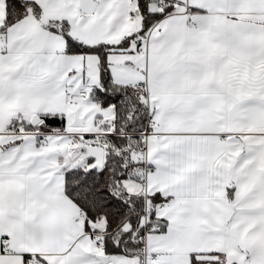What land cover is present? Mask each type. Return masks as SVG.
<instances>
[{"label": "snow or ice", "instance_id": "1", "mask_svg": "<svg viewBox=\"0 0 264 264\" xmlns=\"http://www.w3.org/2000/svg\"><path fill=\"white\" fill-rule=\"evenodd\" d=\"M0 264H264V0H0Z\"/></svg>", "mask_w": 264, "mask_h": 264}]
</instances>
